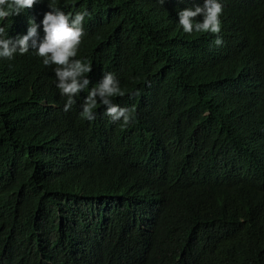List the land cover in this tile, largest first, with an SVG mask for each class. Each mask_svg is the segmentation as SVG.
Here are the masks:
<instances>
[{"label":"trees","instance_id":"obj_1","mask_svg":"<svg viewBox=\"0 0 264 264\" xmlns=\"http://www.w3.org/2000/svg\"><path fill=\"white\" fill-rule=\"evenodd\" d=\"M188 2L38 0L89 14L91 83L113 73L137 116L85 122L50 72L0 63V264H264V35L224 20L211 48Z\"/></svg>","mask_w":264,"mask_h":264},{"label":"clouds","instance_id":"obj_2","mask_svg":"<svg viewBox=\"0 0 264 264\" xmlns=\"http://www.w3.org/2000/svg\"><path fill=\"white\" fill-rule=\"evenodd\" d=\"M156 1L164 4L171 0ZM263 2L189 0L176 11L177 26L190 38L221 49L228 40L224 20L246 35H264ZM49 7H41L38 0H0V63L10 65L17 78L32 87L43 80L45 71L50 72L60 97L54 106L64 113L73 112L85 122L103 120L120 129L134 126L137 107L125 101L116 76L106 73L98 85L91 83L93 60L88 51H82L89 14ZM150 16L155 19L153 8ZM249 73L246 67L238 75L245 90Z\"/></svg>","mask_w":264,"mask_h":264}]
</instances>
